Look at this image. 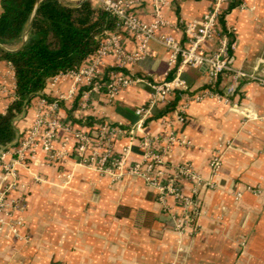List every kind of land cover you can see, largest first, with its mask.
<instances>
[{
    "label": "crops",
    "instance_id": "crops-1",
    "mask_svg": "<svg viewBox=\"0 0 264 264\" xmlns=\"http://www.w3.org/2000/svg\"><path fill=\"white\" fill-rule=\"evenodd\" d=\"M163 1L167 26L158 35L174 36L183 46L187 45L185 26L201 21L215 3ZM133 12L144 22L154 20L150 1ZM224 15L221 28L231 31L235 42L234 69L264 77V0H231ZM123 35L126 51L135 53L136 40ZM204 47L214 51L217 40L207 41ZM169 56L162 44L151 41L149 55L136 63L120 65L117 59L106 58L100 66L103 79L123 71L137 80L112 101L101 92L91 96L85 109L76 99L63 103L61 118L75 129L87 131L100 121L115 125L124 133L115 140L113 151L120 154L130 147L129 163L143 160V135L162 136L171 121L178 137L190 144L175 146L166 162L191 164L203 181L198 188L201 211L197 225L179 231L178 221L185 217L183 206L173 198L160 201L140 177L125 175L114 180L100 176L74 154L62 167L55 166L47 153L39 151L27 164L17 165L18 186L9 199L21 204L15 218L22 217L25 226L18 233L10 219L0 226V264H264V85L241 83L228 103L214 94L226 93L232 75L221 77L211 88L207 68H185L181 76L187 89L177 92L176 107L162 118H153L174 103L177 94L155 107L144 133L131 138L129 132L140 121L137 110L148 105L157 84L178 74L180 62L170 66ZM14 77L10 63L0 59V113L12 103L8 91L15 88ZM71 87L72 82L65 81L52 90L49 83L18 119L19 133L23 135L32 127L43 95L56 98ZM196 94L206 97L202 101L187 99ZM183 105L187 108L181 118ZM78 118L92 125H80L75 121ZM62 137L64 131L59 139ZM216 153L222 157L217 176L211 168ZM13 159L11 153L6 160ZM64 175L72 177L67 181ZM6 183L0 173V194ZM193 186L186 183L184 191L191 194Z\"/></svg>",
    "mask_w": 264,
    "mask_h": 264
},
{
    "label": "built area",
    "instance_id": "built-area-1",
    "mask_svg": "<svg viewBox=\"0 0 264 264\" xmlns=\"http://www.w3.org/2000/svg\"><path fill=\"white\" fill-rule=\"evenodd\" d=\"M97 1L105 11L118 19V29L106 33L97 53L83 66L68 73H61L50 81L52 90L65 81H71L72 87L67 93L59 94L53 101L42 97L37 106L32 127L21 136L16 146L0 151V173L7 181L6 189L0 194V226L5 225L9 219L15 233L25 226L22 217L15 218L21 209V204L11 201L9 195L18 186L17 165L27 164L29 160L36 157L39 151H44L55 166L62 167L74 154L80 163L95 169L100 176H110L114 180L125 175L142 178L151 189L157 192L160 201L164 202L168 198H173L183 206L185 217L178 221L179 231L187 226L195 227L201 211L198 188L203 185V181L191 164L173 165L166 162V157H170L175 146L190 144L178 137L171 121L167 122L162 136L144 134L141 141L143 160L129 163L130 147H126L120 154H115L113 151L115 140L124 133L122 130L106 121L88 131L75 129L72 124L63 122L61 104L71 102L81 94L80 108L85 109L91 96L101 92H104L110 101L114 100L123 88L132 85L137 79L120 71L113 72L108 80L103 81L100 66L108 57L117 59L120 65L136 63L149 55L151 41L159 42L169 51L170 66H175L180 62V67L173 80L157 84L148 105L137 110L140 121L129 132L131 138H134L137 133H144L146 122L152 116V110L155 107L166 102L177 92L187 89L186 81L181 76L185 68H207L211 88H215L221 77L232 75L233 81L227 87L226 93L224 95L214 94L219 101L228 103L236 96L241 83L258 82L264 85V77L235 70L233 67L235 42L232 32L223 31L220 22L231 0H215L213 8L204 15L201 21H194L185 26L186 46H183L174 36L158 35V31L167 26L162 13V7L165 4L163 0ZM145 1H150L154 7V20L150 23L140 20L133 12L136 6ZM123 32L136 40L135 53L130 54L126 51L123 44ZM209 40H217V48L214 51H207L204 47ZM84 87L88 89H82ZM14 90L8 91L12 102L15 100ZM187 97L188 100L202 101L206 94ZM186 108V105L180 107L178 117L184 118ZM234 108L240 109L237 105H234ZM61 131H64V137L60 140ZM11 153L14 159L7 162V156ZM221 167L222 157L220 153H216L211 162L215 176L219 175ZM71 177L72 175H64L67 181ZM188 182L194 185L191 194L184 191V186Z\"/></svg>",
    "mask_w": 264,
    "mask_h": 264
},
{
    "label": "trees",
    "instance_id": "trees-1",
    "mask_svg": "<svg viewBox=\"0 0 264 264\" xmlns=\"http://www.w3.org/2000/svg\"><path fill=\"white\" fill-rule=\"evenodd\" d=\"M61 1L1 0L0 59L12 65L16 88L15 100L5 113H0V149L18 144L22 136L17 129L18 119L27 113L34 99L45 92L50 81L83 66L97 53L106 33L118 29V19L103 8L95 7L92 1L78 8L66 7ZM229 11L230 8L227 13ZM224 19L225 15L221 23ZM176 94L174 103L156 113L154 119L162 118L176 107L180 96ZM43 97L54 100L47 95ZM80 97L81 94L75 103ZM75 121L83 126L92 125L84 118Z\"/></svg>",
    "mask_w": 264,
    "mask_h": 264
},
{
    "label": "water",
    "instance_id": "water-1",
    "mask_svg": "<svg viewBox=\"0 0 264 264\" xmlns=\"http://www.w3.org/2000/svg\"><path fill=\"white\" fill-rule=\"evenodd\" d=\"M89 0H77V1H69L68 3H64L62 2V4L66 7H69V8H78L80 6H82L84 3L88 2ZM28 37V33L26 34L25 36V40L27 39Z\"/></svg>",
    "mask_w": 264,
    "mask_h": 264
},
{
    "label": "rangeland",
    "instance_id": "rangeland-1",
    "mask_svg": "<svg viewBox=\"0 0 264 264\" xmlns=\"http://www.w3.org/2000/svg\"><path fill=\"white\" fill-rule=\"evenodd\" d=\"M73 1H75V0H73ZM76 1H77V0H76ZM89 1H92V0H89ZM95 1H96V0H95ZM95 1H92V3L95 2ZM93 5H94L95 7L102 8V7H101V4H100L99 2H97V1L95 2V4L93 3Z\"/></svg>",
    "mask_w": 264,
    "mask_h": 264
},
{
    "label": "bare ground",
    "instance_id": "bare-ground-1",
    "mask_svg": "<svg viewBox=\"0 0 264 264\" xmlns=\"http://www.w3.org/2000/svg\"><path fill=\"white\" fill-rule=\"evenodd\" d=\"M62 2H64V3H68L69 1H67V0H63Z\"/></svg>",
    "mask_w": 264,
    "mask_h": 264
}]
</instances>
